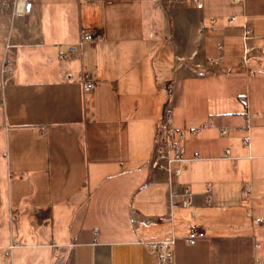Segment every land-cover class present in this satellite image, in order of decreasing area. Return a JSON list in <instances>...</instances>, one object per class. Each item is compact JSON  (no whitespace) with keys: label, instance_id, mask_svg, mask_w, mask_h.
<instances>
[{"label":"crops","instance_id":"1","mask_svg":"<svg viewBox=\"0 0 264 264\" xmlns=\"http://www.w3.org/2000/svg\"><path fill=\"white\" fill-rule=\"evenodd\" d=\"M30 1L0 0V264H155L170 236L172 264H264V60L239 58L264 0ZM164 108L178 174L148 164Z\"/></svg>","mask_w":264,"mask_h":264},{"label":"built area","instance_id":"2","mask_svg":"<svg viewBox=\"0 0 264 264\" xmlns=\"http://www.w3.org/2000/svg\"><path fill=\"white\" fill-rule=\"evenodd\" d=\"M193 5L200 7L202 0H191ZM233 3H242L243 0H231ZM31 4L30 0H22V7L19 10L20 13H25L28 11ZM245 19V16H243ZM234 20L233 14H229L227 17V22H232ZM208 22L211 28L214 27L215 19L213 17L208 18ZM242 26V38L244 40V45L242 52L240 54V59L243 66L247 67L250 72H253V68L248 66L249 60H255L256 63L264 60V34L261 36V42H249L254 35L251 33V29L245 25L244 20L240 22ZM97 34L89 30H84L81 33V39H78L76 44L80 45L84 41H92L97 39ZM257 36V35H256ZM255 36V37H256ZM218 45V44H217ZM72 44L64 43L60 45L59 52L64 54L66 51L72 49ZM11 64L5 60H2L0 64V70H9ZM81 83L84 88H90L93 84L92 79H90L86 74H82ZM241 99L245 102V96ZM197 127H192L191 130L195 131ZM185 128L180 126H175L171 123L169 118V110L164 108L161 117L159 118L156 129H155V142L153 146V152L148 159V164L152 168H163L169 170L173 174H178L182 167L186 166L189 157L184 154V145L182 139L184 137ZM224 130V128L222 129ZM248 134L242 136V141L247 142ZM227 150V149H226ZM196 152H193V156H196ZM249 182L244 181L241 194L243 196L249 193ZM190 190L187 184L182 183L180 188V194L178 197V203L183 206L190 204ZM262 219L260 216H254V220ZM96 232V228L94 229ZM203 231L200 227L196 225H191L186 232L185 238L192 239L197 236H202ZM147 250L153 255L155 264H172L173 257V236L161 239H149L143 241ZM255 264H260V260L256 259Z\"/></svg>","mask_w":264,"mask_h":264},{"label":"rangeland","instance_id":"3","mask_svg":"<svg viewBox=\"0 0 264 264\" xmlns=\"http://www.w3.org/2000/svg\"><path fill=\"white\" fill-rule=\"evenodd\" d=\"M232 2V1H231ZM233 3V2H232ZM244 3V0L242 1V3H234V4H237V5H242ZM230 14H233V13H230ZM229 15V14H228ZM228 15L226 16V18H225V20L224 21H222L221 23H220V25L221 26H225V25H229V24H232V23H235L234 22V20L232 21V22H227V17H228ZM233 16H234V14H233ZM209 18V17H208ZM234 18H235V16H234ZM246 19H247V16H245V19H243L244 20V22H245V25L246 26H248L250 29H251V33L254 35L253 37H251L250 39H247L249 42H259L258 40H260V42L262 41V35L264 34H256V33H254V31H253V29L251 28V26H249L247 23H246ZM209 23V22H208ZM239 24H240V22H239ZM210 25V24H209ZM162 26V25H161ZM241 26V25H240ZM217 27H218V25H217V22L214 24V27L213 28H211V25H210V29L211 30H216L217 29ZM242 27V26H241ZM240 35H241V37H242V30H241V33H240ZM257 35V36H256ZM256 36V37H255ZM253 39V40H252ZM242 40H243V38H242ZM218 44V45H217ZM243 45H244V40H243ZM216 46L217 47H220V40H217L216 41ZM215 58V57H214ZM239 58H240V55H239ZM241 60V59H240ZM242 62V61H241ZM243 64V63H242ZM249 67H252V66H249ZM253 68V67H252ZM249 70V69H248ZM253 72H254V68H253ZM252 72V73H253ZM249 73H251L250 72V70H249ZM253 121V119L251 120V122ZM244 183V182H243ZM243 183H242V185H243ZM242 185H241V188H242ZM241 188H240V193H241ZM250 189V188H249ZM262 219H260V220H255V221H261ZM198 227V226H197Z\"/></svg>","mask_w":264,"mask_h":264},{"label":"bare ground","instance_id":"4","mask_svg":"<svg viewBox=\"0 0 264 264\" xmlns=\"http://www.w3.org/2000/svg\"><path fill=\"white\" fill-rule=\"evenodd\" d=\"M180 172V171H179Z\"/></svg>","mask_w":264,"mask_h":264}]
</instances>
